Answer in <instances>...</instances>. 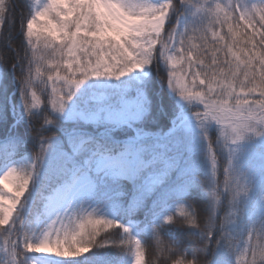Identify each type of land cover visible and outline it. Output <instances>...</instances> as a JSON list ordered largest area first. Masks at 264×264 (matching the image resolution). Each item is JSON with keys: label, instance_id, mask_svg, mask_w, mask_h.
Instances as JSON below:
<instances>
[{"label": "snow or ice", "instance_id": "6c2138e0", "mask_svg": "<svg viewBox=\"0 0 264 264\" xmlns=\"http://www.w3.org/2000/svg\"><path fill=\"white\" fill-rule=\"evenodd\" d=\"M25 7L0 0V264H264V0Z\"/></svg>", "mask_w": 264, "mask_h": 264}, {"label": "trees", "instance_id": "16d2710c", "mask_svg": "<svg viewBox=\"0 0 264 264\" xmlns=\"http://www.w3.org/2000/svg\"><path fill=\"white\" fill-rule=\"evenodd\" d=\"M15 2L17 4L16 15L17 17H19L21 12H23L25 15H28V9L25 7L26 4L35 5L36 3H38V0H15ZM250 2L251 4H255L257 6V9H259L261 0H250ZM189 3L193 5L202 4L204 3V0H189ZM174 210L178 213L182 209L176 206ZM3 241H4V237L0 236V250H2L3 248ZM148 243H150V241ZM113 253L116 257H119L123 254L120 250L117 249H113ZM153 256H154L153 250L149 249L148 252L146 253L145 259L151 261L153 259Z\"/></svg>", "mask_w": 264, "mask_h": 264}, {"label": "rangeland", "instance_id": "374dc122", "mask_svg": "<svg viewBox=\"0 0 264 264\" xmlns=\"http://www.w3.org/2000/svg\"><path fill=\"white\" fill-rule=\"evenodd\" d=\"M5 259H7V258H5Z\"/></svg>", "mask_w": 264, "mask_h": 264}]
</instances>
